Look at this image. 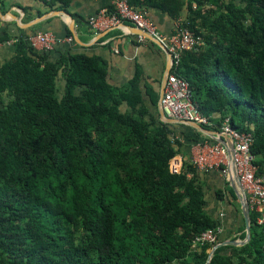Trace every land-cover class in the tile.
Listing matches in <instances>:
<instances>
[{"label":"trees","instance_id":"obj_1","mask_svg":"<svg viewBox=\"0 0 264 264\" xmlns=\"http://www.w3.org/2000/svg\"><path fill=\"white\" fill-rule=\"evenodd\" d=\"M127 3L157 8L200 39L174 71L210 121L204 128L217 132L227 118L251 134L256 175L264 176V0ZM37 27L0 36L13 46L0 63V264H205L214 245L243 241V224L226 229L218 215V202L226 219L240 213L233 190L224 180L210 193L202 178L209 171L190 161L191 145L213 141L161 122L155 94L150 112L138 70L114 86L99 57L53 59L54 48L33 49L27 39ZM177 156L181 167L170 173ZM248 217L247 242L216 248L208 264H264L261 227ZM220 229L215 242L192 247L201 233Z\"/></svg>","mask_w":264,"mask_h":264},{"label":"crops","instance_id":"obj_2","mask_svg":"<svg viewBox=\"0 0 264 264\" xmlns=\"http://www.w3.org/2000/svg\"><path fill=\"white\" fill-rule=\"evenodd\" d=\"M0 2L3 7V12L0 14L4 15L3 19H0V36L3 32L10 37L17 36L19 32L22 34L29 33L30 27L19 28L10 15L15 16L19 24H26L22 21L25 14L24 10L30 14V21L46 15L45 19L37 24L38 32H49L59 40L68 37L72 39L71 43L55 45L54 52H52L53 59L60 53L99 57L106 62L107 80L114 86L126 83L138 70L141 95L148 110L152 112L154 107L151 105V95L155 94L158 97L161 78L166 70H169L168 55L162 47L151 41L145 39L139 41L137 35L128 28L130 25L122 24L108 31L94 33L89 28L87 19L100 11L110 12V0H45L44 2L37 0H0ZM144 14L160 34L168 36L172 33L175 21L165 13L157 8L149 7ZM37 51L40 50L37 49ZM12 55L13 46L1 43L0 63L10 59ZM149 90L152 92L151 94ZM181 125L189 127L185 124ZM180 140L183 142L184 138H180ZM177 158L181 162V158L179 156ZM202 178L207 183L210 193L220 188L222 181H224L214 170L204 174ZM207 198H209L211 206L215 204L213 195L208 194ZM222 205L223 203L218 202L217 206L221 210L218 215H221L220 218L224 220L227 215L222 209Z\"/></svg>","mask_w":264,"mask_h":264},{"label":"built area","instance_id":"obj_3","mask_svg":"<svg viewBox=\"0 0 264 264\" xmlns=\"http://www.w3.org/2000/svg\"><path fill=\"white\" fill-rule=\"evenodd\" d=\"M110 1V12L100 11L87 19L89 28L96 33L97 31H108L127 23L151 37L164 49L169 58V73L165 77L160 98V109L163 116L180 124H196L201 127L211 126L210 121L200 114L197 106L192 101L188 83L182 77L177 76L174 71L181 54L196 50L202 44L200 39L195 38L187 29L181 28L179 21L174 22L173 31L170 35L163 36L144 12L131 8L127 0ZM137 37L139 41L144 40L140 35H137ZM27 40L33 49L46 52L51 51L56 44L72 42L70 37L59 40L49 32H37L29 36ZM5 44H11V41ZM217 133L222 137L224 145L211 138L209 139L213 141L212 144H208L206 141L193 144L189 147L190 161L199 171H217L228 182L230 170L227 144L230 145V157L234 174L243 191L248 212L256 215V223L261 227V233L264 236V177L256 175L253 156L249 152L252 142L251 134L233 130L229 126L227 118L222 121ZM170 163L173 166L170 167ZM180 167L181 162L178 161L177 157L170 160V173H178ZM218 233L219 230H207L201 233L194 239L192 247L204 242H215Z\"/></svg>","mask_w":264,"mask_h":264},{"label":"water","instance_id":"obj_4","mask_svg":"<svg viewBox=\"0 0 264 264\" xmlns=\"http://www.w3.org/2000/svg\"><path fill=\"white\" fill-rule=\"evenodd\" d=\"M67 15V14H66ZM4 15H1L0 14V19H3ZM11 19L16 23V25L19 27V28H29L33 25H36L38 24L39 22H41L42 20L45 19L46 15L44 16H40L38 18H35L34 20L26 23V24H19V21L17 20V18L13 15H10ZM122 25V24H121ZM132 30L133 34L135 35H140L142 36L145 40H148V41H151L155 44H157L151 37H149L148 35H146L145 33L139 31V30H136L135 28L133 27H128ZM76 40V38H75ZM158 46H160L159 44H157ZM169 73V70H166L164 76L161 78V81H160V86H159V90H158V97H157V104H156V111H157V114H158V118L161 122L163 123H167V124H180L179 122H176V121H173V120H170V119H167L163 116L162 112H161V109H160V98H161V95H162V90H163V85H164V81H165V77L168 75ZM189 127H191L192 129L196 130L197 132H199L201 135L207 137V138H211L221 144L224 145V142H223V139L222 137L217 133V132H214V131H211V130H208L204 127H201L199 125H196V124H187ZM227 152H228V160H229V170H230V178L228 180V183H229V186L230 188L233 190L234 192V195L238 201V204H239V209H240V213H241V217H242V220H243V226H244V233H245V236H244V240L243 241H236V240H225V241H222L221 243H218L216 245H214L209 253H208V257H207V260L205 262V264H208L209 262V258L212 254V252L220 247V246H225V245H230V246H241L242 244L246 243L248 238H249V217H248V207H247V203H246V200H245V197H244V194H243V191L237 181V178L234 174V169H233V165H232V160H231V148H230V145L227 144Z\"/></svg>","mask_w":264,"mask_h":264},{"label":"rangeland","instance_id":"obj_5","mask_svg":"<svg viewBox=\"0 0 264 264\" xmlns=\"http://www.w3.org/2000/svg\"><path fill=\"white\" fill-rule=\"evenodd\" d=\"M171 166H173L172 163H170V167ZM236 202L238 203L237 199H236ZM221 207L224 210V208H225L224 205H222ZM222 222L226 226V229L228 228V229L233 230V231H235L238 227H240L243 224L242 220H241V215H240V213L238 211H235V212L234 211H230L229 218H227L225 220H222ZM220 231H222V229H220ZM234 235H236V233ZM236 241H239V240H236Z\"/></svg>","mask_w":264,"mask_h":264}]
</instances>
